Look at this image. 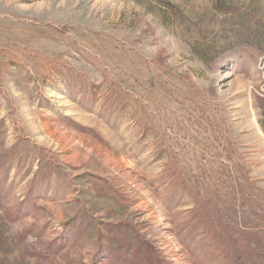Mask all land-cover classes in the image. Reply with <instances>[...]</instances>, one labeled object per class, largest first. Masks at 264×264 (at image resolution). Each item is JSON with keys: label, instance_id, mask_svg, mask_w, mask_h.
I'll return each instance as SVG.
<instances>
[{"label": "rangeland", "instance_id": "obj_1", "mask_svg": "<svg viewBox=\"0 0 264 264\" xmlns=\"http://www.w3.org/2000/svg\"><path fill=\"white\" fill-rule=\"evenodd\" d=\"M0 264H264V0H0Z\"/></svg>", "mask_w": 264, "mask_h": 264}]
</instances>
